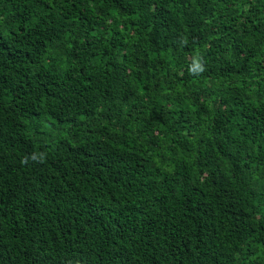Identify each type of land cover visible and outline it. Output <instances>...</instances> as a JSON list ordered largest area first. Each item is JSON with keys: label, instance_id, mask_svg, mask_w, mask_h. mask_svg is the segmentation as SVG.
Returning <instances> with one entry per match:
<instances>
[{"label": "trees", "instance_id": "16d2710c", "mask_svg": "<svg viewBox=\"0 0 264 264\" xmlns=\"http://www.w3.org/2000/svg\"><path fill=\"white\" fill-rule=\"evenodd\" d=\"M0 264H264V0H0Z\"/></svg>", "mask_w": 264, "mask_h": 264}]
</instances>
